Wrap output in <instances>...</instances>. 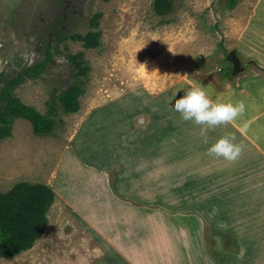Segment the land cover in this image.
<instances>
[{"label": "rangeland", "instance_id": "1", "mask_svg": "<svg viewBox=\"0 0 264 264\" xmlns=\"http://www.w3.org/2000/svg\"><path fill=\"white\" fill-rule=\"evenodd\" d=\"M163 1L167 4L169 0ZM172 1L165 13L158 14L155 0H11L4 5L0 0V58L4 60L0 72L11 73L43 60L50 36L52 61L44 73L20 83L13 95L43 114L57 106V121L50 134L35 133L32 122L23 117L15 119L10 136L0 128V190L6 196L7 212H13L11 204L16 203L21 219L30 223L42 220L35 241L14 255L0 257V264H130L129 259L132 264H145L135 259L144 257L134 249L138 228L114 230V215L108 205L111 194L116 196L114 203L120 204V216L124 215L123 206L129 205L154 211L153 220L160 219L157 204L133 198L135 189L143 194L144 187L139 179L131 178V182L127 159H112L113 153L124 152L121 147L126 148L130 141L127 114L134 106L143 107L144 100H151L149 93L158 94L183 77L215 78L234 73L239 79L264 73L257 64L253 67L239 60L236 66L228 57L233 50L229 43L248 22L258 0H233L227 6L220 0ZM37 12L48 21L38 29L31 23ZM255 16L264 32V4ZM97 31L101 32L100 45L88 46L87 36ZM39 42L41 48H37ZM76 56L88 61L90 70L82 78L80 108L67 112L54 95L77 80ZM138 115L132 127L142 128L150 116L144 120L143 113ZM97 119L102 131L96 127ZM71 143L81 161L107 162L104 171L98 169L104 179L96 178L88 189H96L99 203L104 204L97 222L91 214L86 216L87 208H78L80 199H75L85 191L86 177L97 175L83 170L80 163L79 169L72 163L69 166L71 159L65 152ZM120 165L124 168L117 176ZM23 183L30 186L20 188ZM42 186L52 189L55 196L45 194ZM199 218L207 250L214 255L217 239L212 228L216 225ZM157 229L148 244L153 251L167 246L164 238L170 234Z\"/></svg>", "mask_w": 264, "mask_h": 264}, {"label": "crops", "instance_id": "2", "mask_svg": "<svg viewBox=\"0 0 264 264\" xmlns=\"http://www.w3.org/2000/svg\"><path fill=\"white\" fill-rule=\"evenodd\" d=\"M261 4L264 0H258L248 22L242 25L228 47L237 52L240 62L264 68V32L255 16ZM234 75L183 77L169 87L161 88L158 94L149 93L151 100H144L143 107L134 106L133 112L127 114L130 141L126 148L121 147L125 151H115L112 159L121 158L123 162L127 159L128 177L139 179L144 187L143 194L135 189L133 198L157 204L160 219L153 220L151 212L154 211L136 210L129 205L123 206V219L118 213L120 204L114 203L116 196L111 194L108 205L114 215V230L138 228L134 249L144 254L141 259L135 258L141 263L264 264V73L248 74L239 79ZM191 86L202 87L213 101H243L245 111L231 122L202 131L201 125L184 121L172 108L175 99ZM142 113L144 120L150 116L148 124L142 128L132 127L134 119ZM97 121L96 127L102 131L100 119ZM120 135L125 137L124 133ZM224 136L234 137V143L241 145L240 154L233 160L216 157L207 151L212 143ZM72 145H68L65 152L71 159L69 166L73 164L79 169L80 163L83 170L95 171L97 175L86 177L85 191L75 196L80 199L76 205L80 209L87 208L86 216L91 214L97 222L99 214L103 215L104 204L99 203L96 189H88L96 178L104 179L100 170L104 171L107 162L100 165L85 163L77 157ZM107 156H111L110 153ZM120 168L124 167L118 166L117 176ZM136 175L139 176L136 178ZM201 216L216 225L212 228L217 239L214 255L207 250ZM157 228L170 234L164 238L167 246L153 251L148 244L153 230L158 234ZM129 261L133 263L131 259Z\"/></svg>", "mask_w": 264, "mask_h": 264}, {"label": "trees", "instance_id": "3", "mask_svg": "<svg viewBox=\"0 0 264 264\" xmlns=\"http://www.w3.org/2000/svg\"><path fill=\"white\" fill-rule=\"evenodd\" d=\"M220 2L224 6H227L231 4L233 0H220ZM172 3V0H169L167 4L163 0H155L154 9L158 14H162L166 12L169 5H172ZM100 36V31L90 33V35L87 36L86 44L90 47L100 45ZM49 58L50 53H48L47 58L43 62L24 68L23 70L21 69V72L16 73V71L14 75H12V72L7 74L8 78L5 85L0 87V128L4 135L10 136L12 134V124L16 118L20 117L29 119L33 124L35 133L39 135H47L54 130L57 121L54 117L57 109L56 105H52L49 113L43 114L13 95L14 88L27 76L42 73L44 70L43 67L49 62ZM73 62L75 66L79 68L78 74L76 75L77 80L75 82L73 81L65 89H62L59 94L54 95V100L56 102H61L67 112H75L80 108L79 97L83 92L81 86L83 83L82 78H84L90 70L89 62L82 56H76ZM55 92L56 91H54V93ZM27 186L30 185L28 183H23L20 188ZM43 188L45 189L43 192L49 197L52 198L55 196V192L52 189L46 186H42V189ZM5 202L6 196L0 190V257L14 255L29 247L35 241L42 228L40 227L42 220L39 223H30L25 219H21L20 213L17 211L18 206L16 203L11 204V206L15 207V210L8 213L7 209H9V207L5 205Z\"/></svg>", "mask_w": 264, "mask_h": 264}, {"label": "clouds", "instance_id": "4", "mask_svg": "<svg viewBox=\"0 0 264 264\" xmlns=\"http://www.w3.org/2000/svg\"><path fill=\"white\" fill-rule=\"evenodd\" d=\"M172 108L184 121L201 125L202 131H206L233 121L245 111V103L213 101L202 87L191 86L182 96L175 99ZM234 139L230 136L221 137L212 143L207 151L216 157L233 160L241 152V145L234 143ZM205 143H207L206 139Z\"/></svg>", "mask_w": 264, "mask_h": 264}, {"label": "flooded vegetation", "instance_id": "5", "mask_svg": "<svg viewBox=\"0 0 264 264\" xmlns=\"http://www.w3.org/2000/svg\"><path fill=\"white\" fill-rule=\"evenodd\" d=\"M6 1H9V2H10L11 0H3V5H4V2H6ZM3 13H4V12H3ZM0 15L2 16V14H0ZM38 15H39V13L37 12V16L34 17V20L31 21V23H33V24L35 25L34 27L37 28V29L39 28V26H40L41 24H44V23H47V22H48V21L46 20L47 17L40 16V15L38 16ZM51 34H52V32L49 33V35H51ZM49 35H48V36H49ZM49 41H50V36H49L48 43H47V45H46V49H45V57H44V59L41 60V61H38V62H36V63H33V64H31V65H28L27 67H22V68H21L22 70H23L24 68H28V67L33 66V65H36V64H38V63H40V62H43V61L47 58L48 53H50V58H49V62H48V64L52 61V59H53V53H52V50H51V48H50ZM42 44H43L42 42H39V44L37 45V48H41V45H42ZM2 63H4L3 58H1L0 66H1ZM48 64H47V65H48ZM47 65H45V66L43 67L44 70L42 71V73L45 72V69H46V66H47ZM21 69H17V70H15V71L13 70V71H12V75H14L16 71H17L16 73L21 72V71H22ZM19 70H20V71H19ZM3 72H4V74H3ZM5 72H6L5 70H3V71L0 72V77H1V78H0V79H1L0 87H2V86L5 85L6 80H7V78H8V75H7L8 72H6V73H5ZM42 73L35 74V75H33V76H38V75H40V74H42ZM3 75H4V76H3ZM27 77H32V75H31V76H27ZM27 77H26V78H27ZM26 78H25V79H26ZM25 79H24V80H25ZM24 80H23V81H24ZM23 81H22V82H23ZM22 82H21V83H22ZM18 85H19V84H18ZM18 85H17V86H18ZM17 86H16V87H17ZM16 87H15V88H16ZM15 88H14V89H15Z\"/></svg>", "mask_w": 264, "mask_h": 264}, {"label": "water", "instance_id": "6", "mask_svg": "<svg viewBox=\"0 0 264 264\" xmlns=\"http://www.w3.org/2000/svg\"><path fill=\"white\" fill-rule=\"evenodd\" d=\"M228 57L231 61H233L235 63V65L237 66L238 62H239V58L237 56V52L235 50H232L229 52Z\"/></svg>", "mask_w": 264, "mask_h": 264}, {"label": "bare ground", "instance_id": "7", "mask_svg": "<svg viewBox=\"0 0 264 264\" xmlns=\"http://www.w3.org/2000/svg\"><path fill=\"white\" fill-rule=\"evenodd\" d=\"M1 59V58H0Z\"/></svg>", "mask_w": 264, "mask_h": 264}]
</instances>
